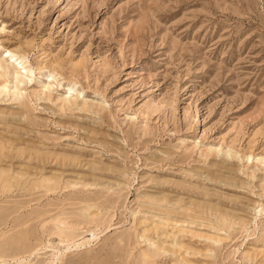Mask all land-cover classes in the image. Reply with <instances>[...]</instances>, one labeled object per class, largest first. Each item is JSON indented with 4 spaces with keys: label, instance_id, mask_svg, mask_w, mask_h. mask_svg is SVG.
I'll return each instance as SVG.
<instances>
[{
    "label": "rangeland",
    "instance_id": "rangeland-1",
    "mask_svg": "<svg viewBox=\"0 0 264 264\" xmlns=\"http://www.w3.org/2000/svg\"><path fill=\"white\" fill-rule=\"evenodd\" d=\"M0 264H264V0H0Z\"/></svg>",
    "mask_w": 264,
    "mask_h": 264
}]
</instances>
